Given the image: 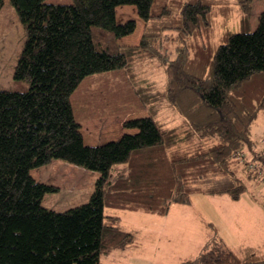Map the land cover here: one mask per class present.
Wrapping results in <instances>:
<instances>
[{"label":"trees","instance_id":"obj_1","mask_svg":"<svg viewBox=\"0 0 264 264\" xmlns=\"http://www.w3.org/2000/svg\"><path fill=\"white\" fill-rule=\"evenodd\" d=\"M11 3L26 39L16 87L0 90V264H102V255L137 244L106 208L164 216L172 204H191L193 194L237 200L244 180L261 181L252 132L264 112V12L251 30L252 0ZM120 5H135L144 20L138 45L119 42L136 28L134 19L116 20ZM167 44L176 45L172 58ZM155 61L168 80L160 91L139 76ZM116 70L138 90L148 116L124 122L133 133L87 145L72 94L87 76ZM53 159L99 173L86 203L43 206L59 188L31 171ZM216 238L182 264H264V246L235 251Z\"/></svg>","mask_w":264,"mask_h":264},{"label":"rangeland","instance_id":"obj_2","mask_svg":"<svg viewBox=\"0 0 264 264\" xmlns=\"http://www.w3.org/2000/svg\"><path fill=\"white\" fill-rule=\"evenodd\" d=\"M50 3L66 4L72 0H46ZM264 12V0H252L250 27L254 30ZM240 13L230 22L238 30ZM136 21L135 31L120 38L125 45H138L143 34L144 20L135 5H120L116 8V20L124 23ZM26 30L20 21L11 0H4L0 16V90L16 87L13 74L24 46ZM175 44H167L169 58L175 56ZM148 64V71L139 76L158 87L167 86V75L163 68ZM121 71H107L87 76L71 97L74 115L78 120L86 144L98 145L118 140L126 129L123 122L148 113L143 106L138 90ZM170 107V106H168ZM253 140L256 153L263 161L258 162L261 181L244 180L246 192L237 200L225 195L193 194L188 205L172 204L167 215L147 214L140 211L106 208V215L119 218L121 229L133 232L137 244L127 248H116L102 255V264H182L184 259H195L202 247L218 235L222 243L235 251L242 245L261 246L264 244V112H261L253 126ZM248 160L251 152L245 150ZM254 167L255 163L252 162ZM238 174L247 178L243 163H239ZM262 167V168H261ZM32 176L40 182L57 186L55 192L45 194L43 206L65 211L86 203L94 189L99 173L71 164L62 159H53L48 164L32 169ZM248 179V178H247ZM257 201V203H256ZM208 224H212L210 229ZM213 239V240H212ZM217 239V238H216Z\"/></svg>","mask_w":264,"mask_h":264},{"label":"crops","instance_id":"obj_3","mask_svg":"<svg viewBox=\"0 0 264 264\" xmlns=\"http://www.w3.org/2000/svg\"><path fill=\"white\" fill-rule=\"evenodd\" d=\"M66 4H68V3H66ZM3 8H4V6H3ZM3 8H2V10L0 11V16H1V14H2V11H3ZM144 116H148V113L146 114V115H144ZM130 119H132V118H130ZM128 120V119H127ZM126 121V120H125ZM124 121V122H125ZM124 122H123V124H124ZM122 124V125H123ZM124 127V126H123ZM124 133H133V132H124ZM123 133V134H124ZM122 134V135H123ZM83 138H84V142L86 143V141H85V136L83 135ZM111 141V140H110ZM108 142V141H107ZM87 145H89V144H87ZM99 145V144H98ZM222 196V195H221ZM225 196H227V195H225ZM229 197V196H228ZM230 198V197H229ZM233 200V199H232ZM256 203H257V201H256ZM262 206H263V204L262 203H260ZM264 207V206H263ZM249 246V245H248ZM262 246H264V244L263 245H261V246H254V247H262Z\"/></svg>","mask_w":264,"mask_h":264}]
</instances>
